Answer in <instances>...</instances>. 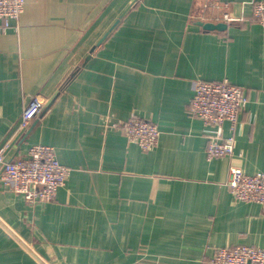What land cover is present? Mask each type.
Segmentation results:
<instances>
[{
	"label": "crops",
	"instance_id": "obj_1",
	"mask_svg": "<svg viewBox=\"0 0 264 264\" xmlns=\"http://www.w3.org/2000/svg\"><path fill=\"white\" fill-rule=\"evenodd\" d=\"M251 1L25 0L17 30L0 34V146L10 159L51 145L69 175L35 203L0 182V264H210L218 247H264V206L226 185L231 166L264 173V24ZM223 79L249 103L233 154L208 159L187 109L195 81ZM33 95L45 110L19 129ZM131 115L157 124L155 148L104 126Z\"/></svg>",
	"mask_w": 264,
	"mask_h": 264
},
{
	"label": "built area",
	"instance_id": "obj_2",
	"mask_svg": "<svg viewBox=\"0 0 264 264\" xmlns=\"http://www.w3.org/2000/svg\"><path fill=\"white\" fill-rule=\"evenodd\" d=\"M25 0H0V34L17 30L19 18L24 10ZM254 17L264 24V0H252ZM226 21H239L242 17L223 14ZM249 99L239 85L228 80H197L188 105V113L199 117L204 124L201 133L207 138L208 159L232 155L238 115L246 111ZM46 101L40 95H33L24 105L19 129L27 128L45 110ZM106 128L119 130L128 142L137 144L143 150H151L158 144L160 130L151 119L131 115L125 120L110 121L104 117ZM229 122V133L224 134V122ZM10 148L7 141L0 146L1 184L18 194L27 203L51 201L59 187L63 186L69 168L61 164L51 145L34 143L26 150L7 158ZM229 192L238 201H254L264 206V173H247L242 168L231 166L226 181ZM210 264H264V247L255 245L223 246L214 250Z\"/></svg>",
	"mask_w": 264,
	"mask_h": 264
},
{
	"label": "water",
	"instance_id": "obj_3",
	"mask_svg": "<svg viewBox=\"0 0 264 264\" xmlns=\"http://www.w3.org/2000/svg\"><path fill=\"white\" fill-rule=\"evenodd\" d=\"M122 16V14L120 15V17ZM119 17V18H120ZM119 18L116 19V21L111 25V27L105 32V34L103 35V37H101L96 44H99L100 42H102V40L105 38V36L109 33V31L118 23ZM196 23L202 27V29L204 30H224L227 27V23L223 22V21H203V20H197ZM93 49V48H92ZM91 49V51H92ZM90 56L87 55L86 59Z\"/></svg>",
	"mask_w": 264,
	"mask_h": 264
}]
</instances>
